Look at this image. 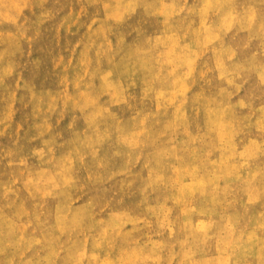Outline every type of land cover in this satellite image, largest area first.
<instances>
[{
    "label": "rangeland",
    "instance_id": "1",
    "mask_svg": "<svg viewBox=\"0 0 264 264\" xmlns=\"http://www.w3.org/2000/svg\"><path fill=\"white\" fill-rule=\"evenodd\" d=\"M0 264H264V0H0Z\"/></svg>",
    "mask_w": 264,
    "mask_h": 264
}]
</instances>
